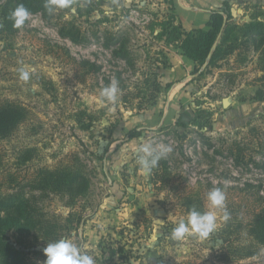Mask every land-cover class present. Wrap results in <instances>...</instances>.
Masks as SVG:
<instances>
[{"label":"rangeland","instance_id":"1","mask_svg":"<svg viewBox=\"0 0 264 264\" xmlns=\"http://www.w3.org/2000/svg\"><path fill=\"white\" fill-rule=\"evenodd\" d=\"M187 4L175 0L172 10L166 0H73L52 19L31 14L17 33L0 39V102L27 109L12 136L0 139V193L20 192L54 226L49 235L39 223L25 232H6L31 264H43L47 243L65 238L95 264H264V246L252 257H226L227 243L243 242L246 235L235 221L228 230L224 219L225 212L246 216L258 204L257 189L264 188V147L250 132L254 125L264 126V103L254 97L264 74L259 53L250 51L246 61L235 54L200 76L177 45L167 46L158 36L159 22L176 11L183 16ZM254 11L252 3H232L241 25ZM177 14V23L191 30L184 26L186 15L182 21ZM65 20L81 26L87 39L62 38L58 23ZM105 29L124 34L134 66L97 41L94 34ZM21 67L33 70L28 81L20 80ZM112 80L119 83V100L102 104L99 91ZM209 114L210 123L200 129L194 120ZM133 128L142 135L128 137ZM201 131L223 150L221 138L254 143L258 164L237 166L225 150L219 155L209 148L198 136ZM141 143L171 147L162 158L170 173L166 186L154 171L140 170L133 149ZM72 162L90 180L75 207L59 194L30 186L40 167ZM213 188L225 194L224 208L215 210L218 228L206 238L172 239L173 227L192 209L208 210ZM110 248L124 251L112 256Z\"/></svg>","mask_w":264,"mask_h":264},{"label":"trees","instance_id":"2","mask_svg":"<svg viewBox=\"0 0 264 264\" xmlns=\"http://www.w3.org/2000/svg\"><path fill=\"white\" fill-rule=\"evenodd\" d=\"M246 1L253 4V10L255 11L250 14V19L244 21L242 25L235 20L232 5L229 1H225L221 7L211 11L206 24L207 28L198 27L185 30L177 23V16L174 13L159 22L160 32L158 36L165 40L167 46L177 45L181 53L195 63V72L200 76L206 75L212 68L220 67L221 62L235 54L241 57V61H246L250 51L259 53V66L264 73V5L256 4L254 0ZM166 2L169 3L170 9H175L174 0H166ZM44 3L45 0H3L0 3V39L4 35H14L26 25L27 20L21 28H14L13 22L9 19L10 13L20 4H23L31 14L41 13L46 19H52L54 13H49L44 8ZM58 24V33L62 38L75 43H82L87 39L81 26L74 20H65ZM94 35L97 41L102 42L106 48H114L116 56L134 66L131 52L127 48L128 40L123 33L105 29L100 34L95 33ZM205 64L206 67L203 69ZM146 81H149L148 78ZM259 81L261 84L254 97L259 102L264 103V74ZM153 88L154 91L158 92L160 84L154 82ZM26 115L27 109L22 104L9 100L1 101L0 139L10 138ZM210 115H208L209 118L205 117L206 119L202 121L194 120L197 123L196 125L200 129L205 127L210 123ZM196 118L203 117L197 115ZM262 118L264 122V107ZM262 128L264 126L254 125L250 128V132L253 134V138H258L259 146L264 147V140L261 137ZM141 135L142 131L137 128H133L128 132L130 138ZM198 136L209 148H215L217 154L223 155L226 151L225 157L233 159L237 166H248L251 162L258 164L251 152L254 149L252 146L254 143L250 144L237 138L231 139L229 142L227 139L221 138L225 148L224 151L222 148H216L217 145L212 143V138L204 132H198ZM29 158L30 155H26L24 161ZM152 171H154L152 173L156 176V180L163 181L164 186H166L167 181L170 179L167 162L161 159L156 169L154 168ZM30 186L34 190L61 195V197L67 199L68 206L73 208L77 205L79 199L87 195L90 180L83 169L73 164V162L61 163L54 167H40L36 171ZM255 195L258 204L251 210H247L245 212L246 216L240 219L239 215H232V217L228 215V230L232 226V222L235 221L237 226L244 228L246 237L240 243H227L229 254L226 257L239 259L252 257L260 247L264 246V188L261 186L257 189ZM36 208L29 199L21 196L20 192L0 193V264H31L21 250L10 244L6 237L8 230L25 232L34 228L38 223L47 228V235L51 233L49 231L53 230L52 223H47L44 215L38 213ZM81 219L82 217L79 215L77 221L80 222ZM110 251L111 255L114 256L123 252L124 249L110 248Z\"/></svg>","mask_w":264,"mask_h":264},{"label":"clouds","instance_id":"3","mask_svg":"<svg viewBox=\"0 0 264 264\" xmlns=\"http://www.w3.org/2000/svg\"><path fill=\"white\" fill-rule=\"evenodd\" d=\"M72 4L73 0H45L44 8L49 13H52L58 9L71 8ZM72 11L74 12L75 9L73 8ZM30 15L31 13L28 9L23 4H20L10 13L9 19L13 22V27L19 29L29 19ZM18 71L20 80L28 81L33 70L21 67ZM120 95L121 89L116 80H112L99 91V98L102 104H115L118 102ZM103 123L106 125L107 121ZM133 150L138 153L136 162L140 170L145 175H150L152 170L157 167L158 162L172 149L167 145L154 147L149 143H141ZM206 199L208 210L201 212L192 209L186 220L180 219L175 224L171 232L172 239L181 241L187 237L206 238L218 228V218L215 210L224 208L225 194L220 188H213L207 193ZM227 218L228 216L225 212L224 219ZM43 253L45 256L43 264H95L92 256L82 251L81 247L67 238L47 243Z\"/></svg>","mask_w":264,"mask_h":264},{"label":"crops","instance_id":"4","mask_svg":"<svg viewBox=\"0 0 264 264\" xmlns=\"http://www.w3.org/2000/svg\"><path fill=\"white\" fill-rule=\"evenodd\" d=\"M185 2H188L187 6H184L183 16L179 14L176 11V14L179 15L183 21L185 15L188 19V24L184 26L189 27V29L192 28H207V21L210 18V13L213 9L219 8L222 6L223 2L229 1V3L232 5V3H237L238 6L243 4L244 2H249L246 0H184ZM175 2V0H174ZM234 5V4H233ZM200 20H202L204 23H202ZM200 24H199V23ZM203 24L205 26H203Z\"/></svg>","mask_w":264,"mask_h":264},{"label":"water","instance_id":"5","mask_svg":"<svg viewBox=\"0 0 264 264\" xmlns=\"http://www.w3.org/2000/svg\"><path fill=\"white\" fill-rule=\"evenodd\" d=\"M206 67V64L203 66V69ZM229 103H228V100H226V105H228ZM80 231V233H81V231H82V229H80L79 230Z\"/></svg>","mask_w":264,"mask_h":264}]
</instances>
